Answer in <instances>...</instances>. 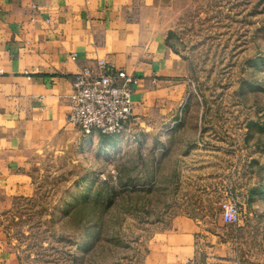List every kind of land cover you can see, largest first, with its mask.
Returning a JSON list of instances; mask_svg holds the SVG:
<instances>
[{
  "label": "rangeland",
  "instance_id": "1",
  "mask_svg": "<svg viewBox=\"0 0 264 264\" xmlns=\"http://www.w3.org/2000/svg\"><path fill=\"white\" fill-rule=\"evenodd\" d=\"M154 11L187 63L181 115L108 136L74 127L61 147L32 156L34 195L7 222L20 264H143L154 233L179 229L185 215L213 219L226 198L246 220L222 229L242 239L239 263L264 264V0H162ZM200 140L241 166L220 193L211 174L202 191L187 172L218 165L217 153L192 156ZM241 183L262 192L244 202Z\"/></svg>",
  "mask_w": 264,
  "mask_h": 264
},
{
  "label": "crops",
  "instance_id": "2",
  "mask_svg": "<svg viewBox=\"0 0 264 264\" xmlns=\"http://www.w3.org/2000/svg\"><path fill=\"white\" fill-rule=\"evenodd\" d=\"M161 1L0 0V264H20L8 217L34 195L32 156L54 147V141L61 147L76 127L68 119V95L82 66L105 58L135 76L125 132L160 129L181 115L188 68L169 47L154 11ZM200 141L194 142L192 156L217 153L218 165L213 171L203 167L187 172L199 175L202 191L209 190L204 175L211 174L212 189L220 193L228 187V174H242L241 166H227L220 160L227 155L219 145L210 150ZM248 186L238 188L244 202ZM219 203L213 219L185 215L179 218V229L154 233L143 264H239L242 239L222 229L242 227L246 220L224 223Z\"/></svg>",
  "mask_w": 264,
  "mask_h": 264
},
{
  "label": "built area",
  "instance_id": "3",
  "mask_svg": "<svg viewBox=\"0 0 264 264\" xmlns=\"http://www.w3.org/2000/svg\"><path fill=\"white\" fill-rule=\"evenodd\" d=\"M70 58L74 60L76 54L71 53ZM135 83L134 75L105 58H97L93 66H82L71 82L69 121L83 132L97 130L101 135L119 132L132 116ZM219 207L224 223L237 222L239 207L235 201L226 198Z\"/></svg>",
  "mask_w": 264,
  "mask_h": 264
},
{
  "label": "trees",
  "instance_id": "4",
  "mask_svg": "<svg viewBox=\"0 0 264 264\" xmlns=\"http://www.w3.org/2000/svg\"><path fill=\"white\" fill-rule=\"evenodd\" d=\"M248 125V130H250L251 129V127H252V125H254V122H248L247 123ZM260 128H262V127H260ZM249 133H250V131H248V134H247V136L249 135ZM101 135V134H100ZM113 135V134H112ZM102 136H108V135H102ZM106 189H107V196L111 199V196L114 194V191H115V188L114 187H106ZM261 190H259V188L258 187H253V188H251L250 189V192H249V195H250V197H253V195L254 194H261ZM87 197V196H86ZM85 197V198H86Z\"/></svg>",
  "mask_w": 264,
  "mask_h": 264
}]
</instances>
